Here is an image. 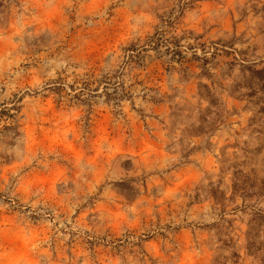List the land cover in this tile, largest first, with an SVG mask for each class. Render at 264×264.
Masks as SVG:
<instances>
[{"label": "rangeland", "instance_id": "1", "mask_svg": "<svg viewBox=\"0 0 264 264\" xmlns=\"http://www.w3.org/2000/svg\"><path fill=\"white\" fill-rule=\"evenodd\" d=\"M263 68L264 0H0V264H264Z\"/></svg>", "mask_w": 264, "mask_h": 264}, {"label": "trees", "instance_id": "2", "mask_svg": "<svg viewBox=\"0 0 264 264\" xmlns=\"http://www.w3.org/2000/svg\"><path fill=\"white\" fill-rule=\"evenodd\" d=\"M149 41H150V45L153 46V48H156L157 45H158V40H153V37H149ZM174 46H176L177 44L174 43L173 44ZM132 50V49H131ZM166 50L167 51H171L170 50V47L169 46H166ZM133 51V50H132ZM172 53H178L180 55V52L179 51H174L172 50ZM259 75H260V78L261 79H264V68L261 69V70H257L256 71ZM85 78L84 80L81 81V79L77 82H81L82 83V86H79V87H76L74 85H70L71 87V90L74 91V89H78L77 91L75 90L74 91V94H72V97L74 98H77V99H80V96L83 95V94H89L91 95V92L94 91V90H97V89H91L90 88V85L93 83V82H96L98 84H102L103 83V92L108 96L110 97V94L107 93L105 90L107 89L109 82L106 81L107 78L104 76L103 77V80L102 79H96L94 77V73L93 71L91 73H86L84 74ZM105 80V81H104ZM114 85V89H113V92H114V96L113 98H117V99H122V98H125V97H128L127 93H126V88L122 85H120V83H116L113 84ZM64 88V83L63 82H58V81H55L54 84L52 86H50V90H52L54 93H56L57 95H60L62 89ZM121 90L120 92H118L117 90ZM151 99H153L154 102H161V99H158V98H155L154 96H151Z\"/></svg>", "mask_w": 264, "mask_h": 264}]
</instances>
